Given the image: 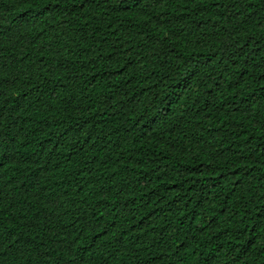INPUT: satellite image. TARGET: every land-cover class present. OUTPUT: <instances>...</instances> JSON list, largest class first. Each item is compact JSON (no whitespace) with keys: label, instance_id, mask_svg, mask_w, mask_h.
I'll use <instances>...</instances> for the list:
<instances>
[{"label":"trees","instance_id":"1","mask_svg":"<svg viewBox=\"0 0 264 264\" xmlns=\"http://www.w3.org/2000/svg\"><path fill=\"white\" fill-rule=\"evenodd\" d=\"M0 264H264V0H0Z\"/></svg>","mask_w":264,"mask_h":264}]
</instances>
